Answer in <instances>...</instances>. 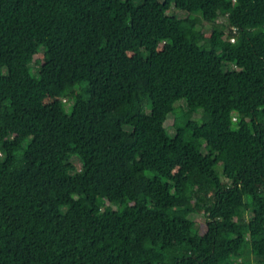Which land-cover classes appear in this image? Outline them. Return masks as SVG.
I'll return each instance as SVG.
<instances>
[{"label":"trees","instance_id":"16d2710c","mask_svg":"<svg viewBox=\"0 0 264 264\" xmlns=\"http://www.w3.org/2000/svg\"><path fill=\"white\" fill-rule=\"evenodd\" d=\"M0 264H264V0H0Z\"/></svg>","mask_w":264,"mask_h":264},{"label":"rangeland","instance_id":"374dc122","mask_svg":"<svg viewBox=\"0 0 264 264\" xmlns=\"http://www.w3.org/2000/svg\"><path fill=\"white\" fill-rule=\"evenodd\" d=\"M173 9V8H172ZM189 9H185V10H179V11H177L176 13L177 14H186L187 13V11H188ZM210 23L209 22H206V30H207V36L209 37L210 36V29H211V27H210V25H209ZM233 40V39H232ZM55 99H57V98H55V97H53V96H47L46 97V99H45V101H52V100H55ZM209 101L211 102V99H209ZM68 111H71L72 110V105H70V106H68ZM170 121H172V117L169 119ZM168 131H169V133L171 134V135H173V129H171V128H168ZM204 150H206V149H204ZM195 219L198 221V223L200 224V226H201V228L202 229H205V227H206V221L204 220V218H203V215H201V214H196L195 215Z\"/></svg>","mask_w":264,"mask_h":264}]
</instances>
